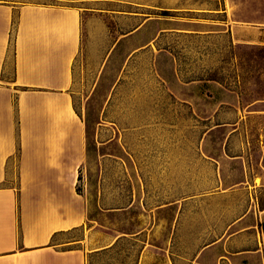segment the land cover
Returning <instances> with one entry per match:
<instances>
[{
    "label": "rangeland",
    "instance_id": "obj_1",
    "mask_svg": "<svg viewBox=\"0 0 264 264\" xmlns=\"http://www.w3.org/2000/svg\"><path fill=\"white\" fill-rule=\"evenodd\" d=\"M28 1L88 7L72 87L87 128L76 186L88 226L134 231L171 220L176 203L156 206L178 199L187 248L214 237L217 219L236 218L246 203L264 207V42L242 40L247 30L264 39V0ZM140 26L112 48L120 32ZM159 30L169 31L154 37ZM222 189L229 195L210 198ZM250 219L264 229L255 211ZM83 235L79 227L56 243L78 247ZM141 244L125 238L89 264H131Z\"/></svg>",
    "mask_w": 264,
    "mask_h": 264
},
{
    "label": "crops",
    "instance_id": "obj_2",
    "mask_svg": "<svg viewBox=\"0 0 264 264\" xmlns=\"http://www.w3.org/2000/svg\"><path fill=\"white\" fill-rule=\"evenodd\" d=\"M87 8L0 0V264H89L129 237L142 242L131 264H264V229H254L250 219L255 211L264 220L257 205L246 203L236 218H218L214 237L187 248L178 199L156 206L162 212L176 203L171 220L153 218L134 231L88 226V201L76 190L88 157L87 128L72 90ZM140 28L120 32L112 48L145 31ZM242 40L264 42L255 30ZM229 193L222 189L210 198ZM79 227L80 246H58L76 242L56 238Z\"/></svg>",
    "mask_w": 264,
    "mask_h": 264
},
{
    "label": "trees",
    "instance_id": "obj_3",
    "mask_svg": "<svg viewBox=\"0 0 264 264\" xmlns=\"http://www.w3.org/2000/svg\"><path fill=\"white\" fill-rule=\"evenodd\" d=\"M264 29V28H263ZM220 81H223V80H220ZM239 86V83H237V81H235L234 82V88L233 89H236L237 90V87ZM239 91V90H238ZM87 154H88V146H87ZM80 173H81V171H80ZM80 174H79V177L78 178H80ZM76 190L79 192V193H81L80 192V190H79V187L78 186H76ZM55 240V236L52 238V241H54Z\"/></svg>",
    "mask_w": 264,
    "mask_h": 264
}]
</instances>
